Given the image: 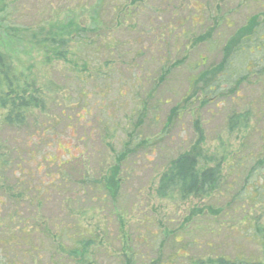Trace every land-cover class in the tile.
Wrapping results in <instances>:
<instances>
[{
  "label": "rangeland",
  "instance_id": "1",
  "mask_svg": "<svg viewBox=\"0 0 264 264\" xmlns=\"http://www.w3.org/2000/svg\"><path fill=\"white\" fill-rule=\"evenodd\" d=\"M5 1L10 3V9L6 16L5 11L0 13L2 41H5V26L27 29L30 35L56 11L72 9L76 3L88 4L90 0H3L0 7ZM128 2L108 0L102 8L97 38L101 47H116L109 59L113 72H103L109 79L105 89L108 94H101L104 86L100 83L87 88L89 116L86 118L74 111L77 90L69 81L66 66L62 63L44 66L41 54L35 51L18 61L24 69L33 67L30 72L47 97L57 99L64 107L68 102L73 106L68 113L69 129L57 124L59 113L50 106L49 116L54 117L53 137L41 133L33 138L40 142L41 154L65 160L68 155L84 152L90 159L86 164L87 179H98L100 167L102 174L111 167L121 180L116 198L106 196L105 191L89 189L83 197L84 204L70 205L75 213L81 211V223L87 226L97 244L90 250L93 256L90 259L94 260L91 264H197L215 257L263 261L264 241L253 229L256 218H260L259 223L264 222L263 209L250 206L243 198L246 193L253 194L251 184L264 192V175L261 172L251 175V168L258 162L251 161L249 154L242 161L243 154L238 158L234 153L260 155L258 147L264 142V75L259 80L262 88L256 85L259 76H248L236 87L238 97L234 100L204 93L201 86L194 85V79L202 72L222 71L219 65L233 56L231 50L226 55L227 44L247 26L248 20L255 18L256 25L262 23L258 27L263 33L264 0H138L135 5ZM126 6L134 8V16L116 24L114 7L124 10ZM259 42H262L260 37ZM106 55L104 51L97 55L98 64L108 60ZM235 60L238 63L235 66L244 71L247 65L242 62L244 59ZM248 60L264 66L263 58L254 54ZM163 68L169 69V74L160 83ZM236 79H227L220 87L224 90ZM235 110H251L254 114L245 133L232 135L227 133L226 120ZM128 134L132 137L128 138ZM244 134L245 148L241 150L238 146ZM0 141L3 151L15 146L32 153L26 131L2 129ZM197 144L204 153L218 157H222V147L227 148L235 155L228 156V162L242 163V169L238 168L240 179L236 180L234 173L232 176L226 173L219 191L206 198L190 197L185 201L177 197L159 198L155 189L160 173L176 155ZM116 152L125 155L118 165ZM99 153L102 157L98 159ZM22 160V174L30 176L24 177L25 182L29 186L41 183L45 187V170L36 171L40 157L26 154ZM256 168L264 169V159ZM68 176L76 181L73 173ZM70 183L77 187V182ZM47 196L49 201L41 215L51 230L52 221L56 224L54 220L60 219L65 221L63 225L69 221L63 220L60 210L67 195L49 191ZM22 208V216L31 215V208L25 204ZM56 228L52 231L59 230ZM58 243L69 245L65 239ZM61 259L62 264H72L66 256ZM40 264L49 263L44 259Z\"/></svg>",
  "mask_w": 264,
  "mask_h": 264
},
{
  "label": "trees",
  "instance_id": "2",
  "mask_svg": "<svg viewBox=\"0 0 264 264\" xmlns=\"http://www.w3.org/2000/svg\"><path fill=\"white\" fill-rule=\"evenodd\" d=\"M107 1L96 0L94 2L90 0L88 4L87 2L85 4L76 3L72 9L56 11L46 18L39 27L37 26L36 33L30 35H28L29 30L27 31V29L5 26V41L0 39V131L5 129L28 132L29 141L27 142L32 144V153L23 149L18 150L15 146L8 149V151H3L0 141V213L2 214L0 217V264H40V261L44 259H47L49 264H62L61 257L63 256H66L67 261L70 260L72 264L94 263V260L90 259L93 258V256H90V250L97 244L93 240L92 234L89 233L87 226L81 223V216H83L81 211L78 210L75 213L72 211L71 206L73 204L77 206L84 204L83 197L87 196L86 192L89 189L98 192L105 191L106 196L111 199L116 198L120 192L121 180L116 171L113 170L114 168L111 167L106 169L104 174H102V167H100V170L97 171L100 178L87 179L86 164L90 159L84 152L68 155V159L65 160L41 154L38 148L40 142H35L33 138L36 134L41 133L44 135L49 133L53 137L51 128L54 124V117L49 116L50 106L54 107L59 113L57 124H64L65 127L68 126V129L70 122L68 113H70L73 106L68 102L66 104L68 106L64 107L57 99L47 97L45 92L36 84L37 81L30 72L33 67L30 66L24 69V66L18 61H21V57H28L35 51L41 54L44 66H53V63H62L66 66L69 69V81L77 90L74 95V99L77 101V106H75L77 109L74 111L77 114L81 113L82 118L89 116V108L86 106L87 88L100 83L104 86V93L101 94H108L105 89L108 86L106 84L109 79H106L103 75H106L107 72H113V65H111L109 59L110 56L112 57L111 52L116 47H101V40L97 38V32L102 25L100 23L103 17L102 8L105 7L104 3ZM137 1L129 0L128 3L135 5ZM0 3H4L3 0ZM9 5L10 3L5 1V5L0 7V13L5 11L6 16L7 10L10 9ZM134 13V8L128 6L124 10H122V7H114L113 21L119 24L124 18H132ZM251 19L248 20L247 26L235 33V37L227 44L226 47L228 48L224 51L227 55V51L231 50L233 56L231 60L226 59L223 64L219 65L222 71L211 70L195 76L194 85L201 86L204 93L210 92L214 98L221 96V99L234 100L238 97L236 87L252 74L259 76L256 78V85L262 88L259 80L263 78L261 75H264V66L252 63L248 59L254 54L259 59L263 58V62H261L264 65V49L261 48L264 46V31L263 33L260 32L261 28L258 27L262 23L256 25L253 21L255 18ZM261 20L264 21V17ZM259 37L260 40L262 39L261 43H258ZM95 42L99 43V46H96ZM97 47L100 48L96 49ZM101 51L107 54L108 60L98 64L97 55ZM17 52H19V55ZM226 55L224 58H226ZM236 58L240 61L244 59L242 62L247 64L244 71L235 66L234 63H237ZM14 60H17L16 64H14ZM104 70L106 73H103ZM163 71L164 74L159 77L160 83L165 82L169 74V69L166 71V68H163ZM109 76L112 77L113 74ZM233 78L237 79L231 83L230 87L222 90L220 86L227 79ZM253 114L251 110L232 111L226 120L227 133L232 135L237 134L239 131L245 133L249 129L248 122ZM128 135V138L132 137V135ZM245 139L244 134L238 149L243 150L245 148ZM102 142L104 143V141ZM24 145H27V143ZM128 145L130 146V143ZM261 145L258 147L260 157L252 152L246 154L237 151L234 154L239 156L238 158H241L243 154L242 161L249 154L248 157L251 161L255 160L259 163L264 159V142ZM197 147L199 150H197ZM128 150L129 147L126 148V151ZM222 151V157H218L213 153V155L207 152L204 153L197 144L193 148L176 155L168 162L165 170L160 173L155 189L156 195L162 199L177 197L182 201L190 197L206 198L219 191L223 181L225 182L226 173L230 176L234 173L236 180L240 179L238 168L242 169V163H239V161L228 162L226 158L228 156L235 157V155L228 152L227 148L222 147ZM26 154L29 157L33 154L40 157V163H37L36 171L39 173L41 170H45L44 177L47 178L45 187L41 183L36 184L37 187L29 186L25 182L24 177L30 178L28 175L24 176L21 169L24 164L22 158ZM115 155L116 165L121 164L125 155L117 152ZM97 157L99 159L102 155L99 153ZM257 164L251 168V175L257 172L264 175V169L258 171ZM74 171L75 174L77 172L76 175ZM70 173H73V178H76V181L68 176ZM71 181L77 182V187H73ZM251 189H253L254 195L246 193V197L243 199H247L250 206H260L263 209H261L262 216L264 214L262 193L264 194V192L261 188L257 189L252 184ZM49 191L62 196L67 195L66 199L64 197L62 199L63 204L60 206V210L63 220H69L65 225H63L65 221L60 219L54 220L57 222L56 224L52 221L53 229L51 230L46 227L44 224L45 219L41 215L42 208L48 204L49 198L47 195ZM23 204L31 208V212L27 211L31 213L30 216L28 213L26 217L22 216ZM259 219H255L257 223L253 226V229L255 235L260 236L263 242L264 222L259 223ZM56 227H59V230L53 232L52 230L57 229ZM67 234H70V236ZM58 236L60 240L65 239L66 243L69 244L68 247L58 243L60 241ZM50 241H52V245L49 244ZM43 246L45 247L43 248ZM197 264H264V260L254 261L245 258L229 260L226 257H215L198 261Z\"/></svg>",
  "mask_w": 264,
  "mask_h": 264
}]
</instances>
